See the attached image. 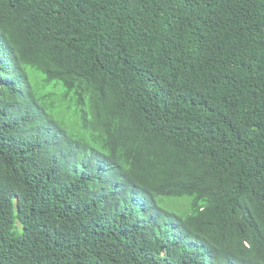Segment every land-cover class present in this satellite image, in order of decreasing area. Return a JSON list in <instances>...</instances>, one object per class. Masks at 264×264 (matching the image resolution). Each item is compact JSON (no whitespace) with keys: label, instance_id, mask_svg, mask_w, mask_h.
I'll return each mask as SVG.
<instances>
[{"label":"trees","instance_id":"1","mask_svg":"<svg viewBox=\"0 0 264 264\" xmlns=\"http://www.w3.org/2000/svg\"><path fill=\"white\" fill-rule=\"evenodd\" d=\"M0 264H264V0H0Z\"/></svg>","mask_w":264,"mask_h":264}]
</instances>
